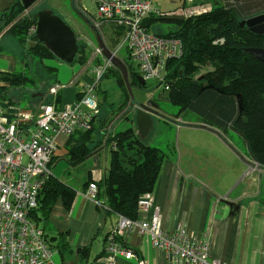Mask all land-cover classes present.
<instances>
[{"label":"crops","instance_id":"obj_1","mask_svg":"<svg viewBox=\"0 0 264 264\" xmlns=\"http://www.w3.org/2000/svg\"><path fill=\"white\" fill-rule=\"evenodd\" d=\"M13 2L0 0V18ZM6 38L0 32V86L4 84V77L22 68L20 49L14 43L8 44ZM43 61L55 70L53 79L62 85L58 91L62 103L74 101L83 84L92 80L91 67L87 63L68 65L56 59ZM124 65L117 67L127 74ZM34 79L35 84L37 80ZM100 86L99 82L95 90L99 114L86 141L92 152L72 165L68 161L73 144L71 138L63 135L57 138L50 176L71 187L75 195L68 207L58 197L47 219L41 222L52 249L51 264H109L102 256L106 235L121 215L108 212L98 203L100 200L90 199L85 191L88 183L98 182L107 175L111 158L108 138L115 132L135 129V124L134 116L126 118L131 116L130 102L126 104L127 114L118 109L124 103L119 85L110 103H107L108 93L101 91ZM34 87L37 89L38 86ZM19 90L11 89L9 98L25 100L26 108H29L28 97L33 105L43 99L40 96L43 89L25 93L24 97ZM45 96L44 99L50 96L48 91ZM104 103L107 109L101 116ZM163 122L173 129L162 135L165 158L151 191L159 208L163 230L171 233L178 223H182L192 237L209 241L212 257L227 264H264V167L248 159L245 148L244 151L235 149L219 133L201 126L199 120L164 119ZM123 125L124 128L119 130ZM149 135L150 132L147 137ZM76 136L78 133L73 138ZM157 141V137H153L147 145L152 146ZM61 165L62 172L58 169ZM120 240L126 250L134 252V258L120 257L113 264H138L139 261L144 264H182L170 260L137 228Z\"/></svg>","mask_w":264,"mask_h":264},{"label":"trees","instance_id":"obj_2","mask_svg":"<svg viewBox=\"0 0 264 264\" xmlns=\"http://www.w3.org/2000/svg\"><path fill=\"white\" fill-rule=\"evenodd\" d=\"M234 2L216 0L209 11L185 18H165L149 14L145 18V25L149 28L151 22L174 19L171 21L174 29L160 35L177 38L182 45L181 55L167 63L166 78L170 82L167 101L196 115L201 126L216 131L224 140L228 133L238 135L244 142L248 159L264 167V61L244 51L247 47H264V34H254L240 25V21L246 17L263 13H251L261 6L262 0ZM24 10L21 0H14L1 15L0 29L6 26L12 16ZM36 13L21 20L8 32L40 61L55 59L37 40L34 32L29 33L28 42L32 41L31 45L26 40L30 27L36 23ZM77 44L78 50L72 64L82 65L89 56L87 44L80 41ZM124 61L128 67L126 76L130 87H145L146 84L139 85L138 73L134 71L130 61L127 58ZM205 64H209L212 70L201 79H193L191 75ZM111 70L109 69L110 73ZM30 72L31 67L26 72H14L9 77H4V84L0 86V100L19 106L9 98L11 89H20L19 94L24 97L27 93L25 83L33 85L35 81V74L30 77ZM114 76L126 101L128 90L123 84V74ZM53 84L47 85L50 87ZM43 93L47 95V92ZM79 96L80 93L76 98ZM59 101L58 93L47 96L44 100L46 103ZM27 104L30 109L37 107L32 104L31 97H28ZM92 130L93 126L90 130H78L69 136L73 143L69 150L70 164H78L92 152L93 149L86 145ZM77 133L78 136L73 138ZM108 140L111 145L110 166L107 175L95 182L96 198L102 201L108 212L136 219L139 216L138 199L142 194L153 191L165 154L159 148L145 144L133 128L115 132ZM74 195L71 187L49 175L38 192L37 207L31 211L33 220L41 226L58 197L68 207ZM119 241L121 242L120 239Z\"/></svg>","mask_w":264,"mask_h":264},{"label":"built area","instance_id":"obj_3","mask_svg":"<svg viewBox=\"0 0 264 264\" xmlns=\"http://www.w3.org/2000/svg\"><path fill=\"white\" fill-rule=\"evenodd\" d=\"M91 1L96 12L88 14L90 21L86 20L95 35L99 34L105 53L96 36L86 39L92 51L85 63L90 65L93 77L83 84L80 96L72 102L42 103L35 109L0 100V264H51L52 249L31 211L37 207L38 192L51 174L58 136L69 137L78 130L91 129L99 114L95 90L109 69L124 65L127 58L145 84L154 81L165 90L169 88L167 63L181 55V42L152 32L145 25V18L149 14L185 18L206 6H197L195 0H179L181 8L161 11L153 5L154 0ZM30 30L35 31V24ZM61 87L56 82L48 93L56 95ZM96 194L97 186L90 182L85 195L96 199ZM98 203L105 208L101 201ZM137 209L136 219L120 216L106 235L102 256L107 263L113 264L120 257L134 258V252L126 250L118 239L137 228L170 260L182 264H227L212 257L209 241L192 237L186 225L178 223L171 233L163 230L152 192L139 197Z\"/></svg>","mask_w":264,"mask_h":264},{"label":"rangeland","instance_id":"obj_4","mask_svg":"<svg viewBox=\"0 0 264 264\" xmlns=\"http://www.w3.org/2000/svg\"><path fill=\"white\" fill-rule=\"evenodd\" d=\"M216 0H195L194 4L197 6L201 5H206L204 8L199 10V12H195L196 15L197 13L201 14L202 12L209 11L212 9V3H214ZM232 3H235L234 0H232ZM153 5L155 8L161 10V11H173L181 8V1L179 0H154ZM40 9H48L50 10L54 15H57L60 17L76 34L77 36V41L80 42H85L87 43L88 40H93L95 38V33L93 31V28L91 24L87 22L86 19L89 20V15H95L96 8L94 4L92 3L91 0H37V2L27 10H24L22 13H18L14 17L12 16L11 19L9 20L8 23H6V26L0 31L2 34L7 36V43L8 44H15L18 49L21 51V63H22V68L18 73H23L26 72V69H30V73L28 75L30 77L34 76L37 80L35 84H30V83H25V88L27 93H32L33 91L37 92L38 88L43 89L40 96L42 101L40 103H36V105L46 103L44 102V98L46 97L43 92L48 91V83L51 84L54 82V75H55V70L44 64V61L38 59L37 57L33 56V53L28 52L26 50V46H23L15 36L10 34L8 32L9 29H11L13 26L17 25L21 20L24 18H28V16L32 13H36V11ZM85 9V11H84ZM256 12H264V0L261 2V6L257 9H254L251 11V13H256ZM89 14V15H88ZM195 15V14H194ZM247 18V17H246ZM245 18V19H246ZM174 19H165V20H157L154 22H151L149 24V29L156 33V34H165L170 32L172 29H174L173 21ZM90 21V20H89ZM31 28V27H30ZM28 32L27 35V42L30 39V35ZM88 39V40H86ZM87 51L89 53V56L92 51V47L87 43ZM123 54L125 53L124 51H121ZM77 65V64H76ZM126 68L127 65H124ZM128 70V67H127ZM199 71L194 72L191 77L193 79H201L202 76H204L207 72L212 70V67L209 64L201 65L198 69ZM33 71H35L33 73ZM114 73L117 77L118 75H122L120 69H118L117 66H114L110 72H107L106 75L100 80L101 86L100 90L105 91L108 93V98H107V103H110L112 100H114V92L117 91V81L116 77L114 76ZM33 77V78H34ZM174 81V80H173ZM126 85L125 83H123ZM170 85V82H168ZM34 85H37V89L34 87ZM48 87V88H47ZM127 88V87H126ZM17 91V88H16ZM167 91L164 88L160 87L158 83L154 81H148L146 82L145 87H138V86H132L131 87V93L129 94L128 92V98H126V101L124 103H121V105L118 106V109L123 113L124 115L128 113L126 105L128 102L129 108L131 110V116L128 115L126 118L135 117V111L134 108L136 107L135 105L137 104H149L156 109L157 114L153 115V121H154V126L150 130V135L144 139V143L148 144L153 137H157V142L152 145L155 147H158L160 150H164V145H162V135L167 134L171 132V126H169L167 123L163 122L164 119L166 120H172L177 119L180 122L185 120V122H190V121H198L199 119L197 118L196 115L192 114L191 112L187 110H183L181 107L175 106L171 104L170 102L167 101ZM13 103L18 104L21 107H26L25 105V100L22 101H15L12 100ZM104 101H106V98H104ZM156 107V108H155ZM105 109H107L106 104H103V107L101 109V116H103ZM133 114V115H132ZM159 114V115H158ZM182 119V120H181ZM163 120V121H162ZM124 128L123 126L119 127V130H122ZM226 141H230V145L233 146L235 149H239L241 151H244V142L242 138H240L238 135L235 133H228L226 134ZM171 150L173 147H171ZM166 152V149L163 151ZM59 171L62 172V165L58 167ZM77 173L78 170H77ZM75 175L76 181L78 182L77 174ZM64 178H67V175H64Z\"/></svg>","mask_w":264,"mask_h":264},{"label":"water","instance_id":"obj_5","mask_svg":"<svg viewBox=\"0 0 264 264\" xmlns=\"http://www.w3.org/2000/svg\"><path fill=\"white\" fill-rule=\"evenodd\" d=\"M25 10L30 9L37 0H21ZM34 35L58 61L65 64H72L77 54L78 44L75 32L57 15H54L48 9H40L36 13ZM241 26H245L250 32L262 35L264 34V12L240 21ZM96 40L99 47L105 53L104 45L98 33ZM245 52L253 55L256 59L264 61V47H247ZM119 66V65H118ZM124 81L129 94L131 87L128 83L125 71L121 68ZM139 85L144 86V81L137 76ZM134 108V124L140 139H145L153 127V115L157 110L148 104H137ZM159 115V114H158Z\"/></svg>","mask_w":264,"mask_h":264}]
</instances>
